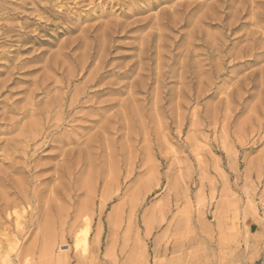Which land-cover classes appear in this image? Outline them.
Listing matches in <instances>:
<instances>
[{"label": "rangeland", "instance_id": "374dc122", "mask_svg": "<svg viewBox=\"0 0 264 264\" xmlns=\"http://www.w3.org/2000/svg\"><path fill=\"white\" fill-rule=\"evenodd\" d=\"M216 1L221 2L0 0V81L16 56L39 55L24 70L39 69L16 74L0 91V117L17 115L9 105L24 103L45 59L66 51L80 58L88 47L70 50L66 45L85 31L86 42L93 44L92 34H100L107 21H118L120 27L108 36L106 69L120 73L138 63L148 33L151 50L142 59L141 76L137 68L127 76L109 73L97 85L121 86V91L96 93L97 100L112 102L105 115L123 112L126 105L128 116L111 122L90 166L72 171L56 192L50 190L58 181L49 182L40 218L41 225L50 223L44 229L49 238L45 256L32 247L34 233L18 246L4 244L1 234L0 252L8 248L6 264H250L259 257L264 247V57H233L253 42L252 51L264 50V0H248V11L219 8L195 20ZM131 3L139 13L130 12ZM180 4L189 6L191 23L157 24L162 11L177 9L174 16L184 19ZM225 12L230 16L224 18ZM234 16L239 21L231 33L222 23L233 22ZM191 31L193 38L187 36ZM247 32L252 33L248 38ZM204 40L212 42L213 51ZM96 60L86 64L84 77L72 79L68 102ZM233 62L240 63L232 67ZM136 79L142 85L131 88ZM62 91L54 87L51 94ZM36 98L46 99L42 94ZM97 104H79L68 114L64 106L51 114L49 124L58 125L54 135L77 139L64 149L84 147L99 131L103 118L91 106ZM15 133L1 132L0 138ZM57 149L39 150L38 162L61 161L60 155L47 156Z\"/></svg>", "mask_w": 264, "mask_h": 264}, {"label": "bare ground", "instance_id": "6f19581e", "mask_svg": "<svg viewBox=\"0 0 264 264\" xmlns=\"http://www.w3.org/2000/svg\"><path fill=\"white\" fill-rule=\"evenodd\" d=\"M216 2H214L211 5H208L207 10L202 9L203 11H201L200 15H198L197 18H195V20L200 22L202 21V18L204 17L208 18L209 16L208 11H212L214 13V11L218 10L219 8L232 7L234 8V11H248L247 6L250 4L248 0H237V1L221 0V2L219 1L217 3ZM130 5H131V8H129L130 12L132 14L137 13L138 7L135 6L136 4L131 3ZM179 6L183 7L182 13L185 14L184 19L179 17L180 18L179 20V18H176V16H174L175 15L174 13H176L175 11L177 9H173V11L170 14L166 13L165 11H162L164 17L161 18L158 16L159 18H157V20H159V23L157 22V24L158 25L160 24L159 26L162 25L175 26V24L179 23L180 21H183L184 24L191 23V18L189 17L190 15H187L188 13H190V10H187L189 6L184 7L182 6V4H180ZM230 14H231L230 12H225L224 18L229 17ZM177 15L179 14L177 13ZM212 17L213 15L211 16V18ZM141 19L142 18H140L139 20L141 21ZM238 21H239V17L234 16L233 22L230 21L225 24L222 23L223 21L220 22L222 23L223 28H227L232 33V31L236 29V24ZM195 23L196 21H194V25ZM145 24L146 23L139 25L141 27L144 26ZM242 24L243 22H240L239 26ZM103 26H104L103 31H101L100 34L99 33L92 34L93 44L89 45L86 42L87 41L85 40L86 33L88 31L87 32L85 31L86 33L84 32L82 36L74 37L66 45V47H69L70 50L74 49V47L78 48V46L80 45L81 46L85 45V47H88L89 48L88 53L87 52L86 54L83 53V55L80 56V58L77 57V55L75 56L74 54H70L69 53L70 51L69 52L66 51V54L64 55L58 52L57 54H53L49 56L47 59H45L40 66V68L43 70L42 73L34 77L35 79L32 82V88L28 89L27 94L25 93L26 96H24L23 98L24 103L23 104L12 103L11 105H9V111L14 115L15 114L17 115L11 116L10 114L8 116V115H4L5 114L4 113L3 115H1L2 117H0L1 119L0 121H5V123L4 122L0 123V125H4L1 131L2 133L9 135L11 133L16 132L12 136L0 138V160H1L0 235L4 234L6 236L5 239L3 240L4 244L10 242L13 246H18V244H21L20 239L22 240V242L23 240L25 242L29 237H31V234L34 233L32 247L33 249L39 247L41 255L45 256L46 251L49 250L48 247L49 238H45L44 229L46 228L49 229V227L46 224L48 223L49 225L50 223L46 222L45 224L46 228H45V225H41L40 218L43 215V209H42V205L44 201L43 194L47 190L49 182L51 180L58 181V183L54 184L52 189L50 190L51 192H56L61 183V180L64 179L65 177L69 178L71 176L72 171L82 170L86 166L88 165L90 166L91 160H93V158L91 159V156L93 155L94 152H96L95 146H97V150L101 149L100 140L103 138L105 133L109 131V128L111 127L110 126L111 122L114 121L115 123H118L119 121L124 120L128 116L127 115L128 110L126 105H125L126 109L123 112H119V113L116 112L113 115H109V116L105 115L109 107L112 106V102L107 103L105 100L104 101L97 100L98 95L96 93L101 91L104 92L121 91V86L120 87L115 86V88H109L110 86L109 87L102 86V88L101 87L96 88V87L101 83L103 77H105L109 73H116L118 76H127L128 72H133V70L137 68L138 70L137 74L141 76V71L144 70V67L142 65L144 63L142 59L146 55L147 51H151L150 46L148 44L150 33H148L146 37L143 38L140 47V54H139L140 59L138 63L133 61L134 63L130 64L127 70L119 73V72L110 71L105 68V57H106L105 50H106V43H108L107 42L108 36L112 34L113 30L116 31L120 27V24L118 21H107L106 23H104ZM195 34H196L195 31H191L190 33H188L187 36L189 38H193ZM251 34L252 33H248L246 37L247 38L250 37ZM158 36L161 37L162 34L159 33ZM215 41L216 40H213V42ZM150 43H152V41H150ZM158 43L159 42H157V45ZM204 45L208 51L214 50V48L212 47V42H209L208 40H204ZM254 45L255 42L241 47L240 50L237 49V51L239 50V52L234 54L233 60L242 59L245 56L247 57L253 56L255 60L256 59L258 60L259 56L264 57V50L252 51L251 48L254 47ZM248 48L250 49V52H247ZM2 56L6 57L7 55L2 54ZM94 58H96L97 60L93 70H91L87 74V76L82 81L81 86L73 88V94L71 93L72 96L71 95H70L71 97L69 96L70 98L68 102V96L66 95L70 91V85L73 82L72 79L73 78L75 79V77H78L79 79L84 77V73L86 72V67H85L86 64L91 63V61H93ZM37 59H39V55H33L24 58L16 56L15 62L12 64V66L8 65L7 67V76L2 81H0V91L3 89V87L7 86L6 83L9 80H14L17 78L16 74H21V73L26 74L30 70L34 71L35 69H39L38 67V68L29 69V71L28 69L27 71L24 70L26 69V67H28L27 65L30 61H36ZM239 63L240 62H233L232 67L238 65ZM201 72L202 71H200V68L199 69L197 68L195 70V73L197 75H199ZM57 73L61 74L60 78H57L54 75ZM109 84L111 83L109 82ZM129 85L131 88H134V87H140L142 84L138 80L135 82H132L131 80ZM54 87H59L60 89H64L66 91H62L60 93L58 92V94L57 93L51 94V90ZM122 87L124 88V86ZM38 94L44 95L46 99L36 98ZM88 101H91L93 104L96 102L98 103L97 108L94 107L93 105L91 106L93 107V109H95L97 114H99L100 117L103 118L102 119L103 121L101 122L102 124L98 126L99 131L97 130V132H95L93 136L89 138V140L85 143L84 147L76 148L72 146V147H68L67 149H64L63 148L64 144H72V143L74 144V142H76L77 139H75L74 134L64 135L62 133V134L54 135L58 125L56 124L55 126H51L49 124L51 114H53V112L56 114L58 111H61L60 109L64 111L63 108L64 106H65V112H67L65 114H68L69 112L72 111L73 107L82 103H87ZM25 117L26 118L31 117V118L30 119L28 118L29 120L24 121ZM56 119L57 118L54 119V123L56 122L55 121ZM65 121H67V119ZM50 127H52V129H49ZM56 144H60V146H56ZM47 147L58 148L56 151H54L51 154H48L47 156L50 158H54L60 155L61 161H57L49 164L46 163L42 164L38 162V158L40 157L39 150L43 148L45 149ZM48 170L51 171L47 172ZM10 196H13V198H11ZM44 202H46V200ZM25 207L27 208V212L23 210V208ZM35 229L37 230L35 231ZM7 257H8V248L7 246H4L3 250L0 252V259L2 260V264L8 263Z\"/></svg>", "mask_w": 264, "mask_h": 264}, {"label": "built area", "instance_id": "2783aa9c", "mask_svg": "<svg viewBox=\"0 0 264 264\" xmlns=\"http://www.w3.org/2000/svg\"><path fill=\"white\" fill-rule=\"evenodd\" d=\"M261 211L264 212V205L261 206ZM250 264H264V247H263L259 257L254 262H252Z\"/></svg>", "mask_w": 264, "mask_h": 264}]
</instances>
